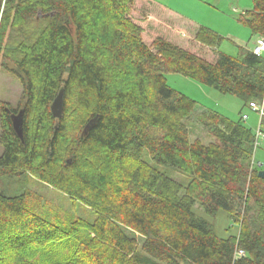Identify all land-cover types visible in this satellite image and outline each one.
Returning a JSON list of instances; mask_svg holds the SVG:
<instances>
[{
  "label": "trees",
  "instance_id": "1",
  "mask_svg": "<svg viewBox=\"0 0 264 264\" xmlns=\"http://www.w3.org/2000/svg\"><path fill=\"white\" fill-rule=\"evenodd\" d=\"M252 5L240 22L264 38V0ZM4 40L12 55L1 54ZM221 41L152 0H0V57L22 90L16 108L0 107V178L29 174L90 208L96 226L82 250L87 264H264L256 136L166 85L172 72L248 105L262 102L264 133V58L246 49L232 58L216 49ZM60 89L57 120L50 106ZM73 91L83 129L98 120L72 144L65 116ZM21 108L23 142L10 120ZM197 111L207 144L189 138L185 122ZM145 154L154 166L143 167ZM195 205L209 216L227 213L239 233L219 237ZM75 233L30 210L24 194L0 192V242L8 249ZM6 264L37 263L15 251Z\"/></svg>",
  "mask_w": 264,
  "mask_h": 264
},
{
  "label": "rangeland",
  "instance_id": "2",
  "mask_svg": "<svg viewBox=\"0 0 264 264\" xmlns=\"http://www.w3.org/2000/svg\"><path fill=\"white\" fill-rule=\"evenodd\" d=\"M152 1L187 21L218 33L222 37V41L216 49L227 56L238 59L240 58V49L252 51L254 47L257 36L252 35L251 30L240 22V16L252 10V0ZM5 40L2 43L1 54L12 55V48L16 40L13 38L11 46L8 47L12 49L11 53H9ZM261 57L264 58V52L261 53ZM1 58L2 55L0 57V107L6 105L16 108L21 100V85L17 78L2 65L3 59ZM5 64L7 67H12L9 62ZM165 79L166 85L170 89L194 100L199 107L205 108L206 111L216 112L230 121L240 122L250 129L252 134L257 136L261 116L258 112L252 111L248 103H244L231 94L222 95L215 89L197 83L181 74L167 73ZM73 92L68 97L67 114L65 116L67 122L66 138L72 144L83 131L81 116L85 115L78 108L75 91ZM255 103L262 104V102L257 101ZM198 114L199 111L195 112L185 122L188 127L189 138L191 142L199 140L207 144L211 139L205 128L198 122ZM243 115L247 116L244 121L241 119ZM143 159V167L154 166L147 154L144 155ZM252 163L259 172H264V139H258L255 142ZM158 169L180 182L185 183L187 181V177L174 169L164 167H158ZM0 192L6 196L24 194L27 207L30 210L46 217L52 223L60 222V225L68 230L73 227L76 232L70 236L62 235L57 241L40 245L30 244L23 249L16 248L15 250L8 249L7 241H1L0 252L2 258L0 264H6L15 251L22 253L37 264H87L82 250L91 248V246L87 247L85 242L95 239L94 227L96 226V215L90 208L78 201L71 200L67 195L39 182L29 174L0 178ZM193 211L196 215L210 222L216 234L221 238L239 233V224L233 223L231 217L225 212L220 211L215 216H209L198 205L194 206ZM124 229H126L127 234H132L130 229ZM7 237L6 235L4 239H7ZM92 244L97 247L100 243L98 241L96 243L90 242L88 245ZM82 247L84 248L82 249Z\"/></svg>",
  "mask_w": 264,
  "mask_h": 264
},
{
  "label": "water",
  "instance_id": "3",
  "mask_svg": "<svg viewBox=\"0 0 264 264\" xmlns=\"http://www.w3.org/2000/svg\"><path fill=\"white\" fill-rule=\"evenodd\" d=\"M63 98L64 90L60 89L55 99L53 100L50 106V112L53 118L59 120L62 117L63 113ZM23 117H24V108H21L17 113L10 115V120L12 124V129L18 139L23 142ZM98 116L94 117L85 125L82 136H87L88 132L96 125ZM258 176L264 178V172H258Z\"/></svg>",
  "mask_w": 264,
  "mask_h": 264
},
{
  "label": "built area",
  "instance_id": "4",
  "mask_svg": "<svg viewBox=\"0 0 264 264\" xmlns=\"http://www.w3.org/2000/svg\"><path fill=\"white\" fill-rule=\"evenodd\" d=\"M252 52L255 55H261V53L264 52V38H260L258 40L257 44L253 47ZM249 108L252 111L258 112L260 114V116L263 115V105L262 104L260 105V104L255 103V102H251L249 104ZM241 119L244 121L247 119V116L243 115V116H241ZM258 139H264V133L260 129L257 132L256 141ZM242 254H243L242 251L238 252V255H242Z\"/></svg>",
  "mask_w": 264,
  "mask_h": 264
},
{
  "label": "crops",
  "instance_id": "5",
  "mask_svg": "<svg viewBox=\"0 0 264 264\" xmlns=\"http://www.w3.org/2000/svg\"><path fill=\"white\" fill-rule=\"evenodd\" d=\"M260 38L259 37H257V39H256V41H255V43H254V45L253 46H255L256 44H257V42H258V40H259Z\"/></svg>",
  "mask_w": 264,
  "mask_h": 264
}]
</instances>
